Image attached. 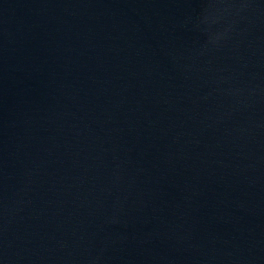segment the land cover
<instances>
[{
	"label": "water",
	"instance_id": "obj_1",
	"mask_svg": "<svg viewBox=\"0 0 264 264\" xmlns=\"http://www.w3.org/2000/svg\"><path fill=\"white\" fill-rule=\"evenodd\" d=\"M0 264H264V0H0Z\"/></svg>",
	"mask_w": 264,
	"mask_h": 264
}]
</instances>
